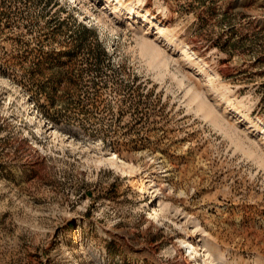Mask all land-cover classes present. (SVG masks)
Returning <instances> with one entry per match:
<instances>
[{"label": "rangeland", "instance_id": "1", "mask_svg": "<svg viewBox=\"0 0 264 264\" xmlns=\"http://www.w3.org/2000/svg\"><path fill=\"white\" fill-rule=\"evenodd\" d=\"M0 11V57L13 63L40 55L38 42L69 49L75 20L91 29L77 75L58 84L71 121L0 72V264H208L182 241L201 237L231 264H264V0H0ZM54 12L68 19L52 36Z\"/></svg>", "mask_w": 264, "mask_h": 264}, {"label": "trees", "instance_id": "2", "mask_svg": "<svg viewBox=\"0 0 264 264\" xmlns=\"http://www.w3.org/2000/svg\"><path fill=\"white\" fill-rule=\"evenodd\" d=\"M0 13H2L0 11ZM48 18L47 23L49 24V31L50 35H55L56 32L63 31L65 24H67V16H60L58 13H52ZM77 30H73L71 32L70 39L68 40L69 49L64 51L56 52L52 50L50 52L45 53L43 48L44 45L41 42H38V46L40 47L41 53L37 55L33 60L30 59V56L23 55L19 58L18 62H11L9 58L0 57V72L3 74L12 75L14 79L27 91L30 92V97L34 100L35 97L44 96L46 103L42 104L43 108H45V112L47 117L51 118L52 120L60 123V122H68L71 121L72 115L68 112L69 106L75 103L74 99L72 98V93L67 91L68 98L63 94H58V84L62 82L63 75H67L68 79L71 81L73 80L74 76L77 74H73L72 66L75 63L76 51L85 45V40L83 36H87V32L91 29L88 28L86 25L82 23H77L75 20ZM80 33V35L78 34ZM51 37V36H50ZM49 39V38H48ZM20 43H23L24 46H29L30 42H24L23 40H19ZM105 52V49H102ZM66 57V59H64ZM89 58H86V62ZM31 62L32 65L30 67H25L22 65L24 62ZM22 65V73L21 74H14V70L17 65ZM47 64L50 69L54 70V73L50 76H47L43 72V65ZM69 66V70L66 72H62L63 66ZM34 66V67H33ZM17 69V68H16ZM90 68L86 67L83 68L82 71L84 73L88 72ZM41 72V79L36 78V72ZM67 73V74H66ZM81 77L83 73L80 74ZM20 77V78H17ZM52 84V88H48V85ZM65 98V99H64ZM60 105L59 108L57 106ZM85 111V109H82Z\"/></svg>", "mask_w": 264, "mask_h": 264}, {"label": "bare ground", "instance_id": "3", "mask_svg": "<svg viewBox=\"0 0 264 264\" xmlns=\"http://www.w3.org/2000/svg\"><path fill=\"white\" fill-rule=\"evenodd\" d=\"M123 6H126V8L128 9V11L130 12V14H133L134 15V17H138L139 19H140V21L141 22H151V21H153L154 22V20H152V18L154 17V15L152 14V13H142V12H140V11H137L136 10V8H135V5H134V3H132V2H129V3H123ZM115 12H117V10L115 9ZM156 21H159V20H157L156 18H155V22ZM160 29H162V27H160ZM146 38V37H145ZM147 39V38H146ZM151 46V45H150ZM149 46V47H150ZM150 50V49H149ZM157 51V50H156ZM148 52V51H147ZM151 52V51H150ZM149 52V53H150ZM197 95H196V93L194 94V101H197L198 100V96L196 97ZM196 98H197V100H196ZM200 103V102H199ZM202 104V105H201ZM29 105V104H28ZM28 105H27V103H25V107L27 106L28 107ZM205 106L204 107V109H205V115L207 116V117H210L212 120H216V116L214 115V112L210 109V107L208 106V105H203V103L201 102L200 104H198V106ZM200 106V107H201ZM22 108V107H21ZM203 108V107H202ZM29 109V108H28ZM32 117V116H31ZM30 117V118H31ZM34 118V117H33ZM32 120V119H31ZM29 121V120H28ZM42 122V121H41ZM44 131V130H43ZM102 159L104 160V161H107L108 159V161L109 162H112L113 163V165L115 166V167H117L118 168V170H120L122 173H124V174H129V176H131V182H133L132 184H134L136 187H137V189H138V191L139 192H145L146 190H147V188H146V185H144L143 184V182H140L139 181V178L137 177V175L134 173V171L131 169V168H127V167H125V166H123V165H121L120 164V162L121 161H119V160H117V159H114V157H111V158H108V157H103L102 156ZM133 187V186H132ZM135 188V187H134ZM133 189V188H132ZM136 190V189H135ZM156 210H158V212H162V214H164V215H166L168 212H167V207L166 206H164V205H159V209H156ZM178 227H180V230L181 229H183V227L181 226V225H179L178 224ZM185 230V229H184ZM183 230V231H184ZM183 231H181V232H183ZM183 241V243L185 244V248H186V251H189L190 253H194V252H196L197 254L199 253L200 254V251L203 249L204 250V252H205V254H206V261L208 262V264H231L227 259H225V258H223V257H221V256H219L218 255V253H216V252H211V253H208V250H207V246H206V243L208 242L207 241V239L206 238H204V237H201L198 241H197V243L195 244H193V243H190L188 240H186L185 238L182 240ZM180 243V242H179ZM181 244V243H180ZM182 245V244H181ZM184 246V245H183ZM180 248H182V247H180ZM212 250V249H211ZM189 253V254H190ZM191 256V255H190ZM205 256V255H204ZM198 264H203V263H201V261L200 262H198Z\"/></svg>", "mask_w": 264, "mask_h": 264}]
</instances>
